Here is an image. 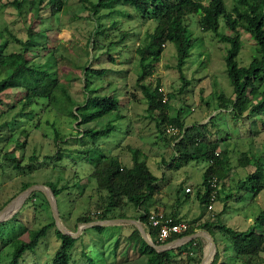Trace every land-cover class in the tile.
Segmentation results:
<instances>
[{
	"label": "rangeland",
	"instance_id": "374dc122",
	"mask_svg": "<svg viewBox=\"0 0 264 264\" xmlns=\"http://www.w3.org/2000/svg\"><path fill=\"white\" fill-rule=\"evenodd\" d=\"M202 1L206 3L207 0ZM223 1L228 11L235 0ZM196 19L195 14L188 19L194 42L183 64L187 85L179 91L183 80L174 67L175 45L169 41L164 44L159 60L154 62L152 72L145 80L154 83L158 78L168 96L167 113L174 115L183 106L180 113L183 122L187 125L203 123L204 131L211 140H217V149L225 156V170L219 178L218 197L209 210L204 209L196 197L206 161L182 162L175 156L172 145L155 125L157 111H146L141 89L135 83L139 71L135 47L142 44L146 32L152 30L155 21L142 18L124 1L101 6L96 13H92L88 0H66L55 14L47 13L38 17L28 8L27 0L22 1L21 11L9 2H1L0 32L2 38L8 40L2 50L4 54L22 48L10 33L22 39L29 37L31 49L28 54L43 68L56 72L59 83L65 85L71 96L78 101L85 98L87 92L83 82L86 78L88 88L95 87L98 93L114 95L118 99V106L99 119L77 125L64 108L66 98L60 89H54L50 101L44 106L36 104L32 111L22 105L24 91L21 87L6 89L1 95L0 104V209L18 194L23 182L53 186L66 182L70 188L58 194V207L60 196L62 200L65 199L64 206L75 211L74 215L80 211L82 213L85 206L87 209L97 198V193L92 190L94 179L89 178L90 158L104 152L107 156L118 157L122 164L129 165L131 153L128 147L133 146L142 152L140 157L145 158L148 167L157 176L154 194L147 201L148 209L171 213L185 204L186 209L179 216L194 229L208 217L213 220L218 218L235 229H245L251 225L263 229L264 183L260 191L253 194L251 188L244 190L238 183L253 170L252 164H241L242 152H246L249 158L252 154L258 155L264 161V112L248 118L240 117L236 121L231 114L219 108L217 93L223 91L231 95L232 91L224 64L228 43L212 31H203ZM219 22V30L226 31L222 16ZM121 35H124L123 39ZM240 41L242 46L236 59L239 64L245 65L255 54L254 41L243 31L240 32ZM9 63L13 64L11 60ZM87 65L105 68V71L101 75L84 73L83 69ZM210 116L214 117L212 121L209 120ZM107 120L114 124L107 135L93 139L80 133L88 127L100 128ZM55 132L63 134V138H54ZM23 141L24 145L21 144ZM85 145L91 149L83 154L78 153V148ZM58 148L62 149L61 152L67 150L70 157L51 158ZM10 157L19 159L23 168H15ZM29 164L30 167L27 166ZM73 181H77L76 186L71 184ZM186 186L191 187L187 196ZM82 187L83 192L77 194ZM32 191L23 199L15 215L0 222V264H7L14 247L11 242L3 245L4 240H27L30 230L53 218L45 193L38 188ZM88 193H92V198L87 196ZM227 194L229 197L225 198ZM121 209L131 212L134 206L127 203ZM121 209L116 208L112 213ZM216 234L214 238L219 250L217 264L221 260L225 264H239L241 259L234 258L228 241L220 233ZM56 237L55 229L48 228L32 249L22 252L18 264H50L59 246ZM225 243L227 246L224 248ZM98 244L95 242L89 247L93 264H102L98 257L104 255L113 258L115 255L110 244L103 246V254ZM261 254L264 259V248ZM181 255V258L174 259V264H187L185 255ZM191 256L197 257L194 253ZM83 262L82 258L77 260L79 264Z\"/></svg>",
	"mask_w": 264,
	"mask_h": 264
},
{
	"label": "trees",
	"instance_id": "16d2710c",
	"mask_svg": "<svg viewBox=\"0 0 264 264\" xmlns=\"http://www.w3.org/2000/svg\"><path fill=\"white\" fill-rule=\"evenodd\" d=\"M23 0H5L0 3L13 4L18 11L22 9ZM66 0H27L28 8L31 9L35 17L43 14H55L58 12ZM124 1L131 5L142 18L155 21L151 31L146 32L141 45L135 47V54L139 64V71L135 77V83L140 87L143 98L146 103V111L155 114V125L160 132L164 134L166 140L172 145L175 156L182 162L189 160L206 161L205 168L202 171V180L197 187L196 197L201 206L207 209L208 194L213 187L210 184L212 177L218 180L219 187L215 191V199L218 197L220 189V180L223 176L226 160L220 150L217 149V140H211L206 130L204 131L203 123L185 124L180 118L183 106H180L174 115L167 113L168 96L166 100H162L163 92L159 90L161 86L159 79L156 78L154 83L151 80H145L151 74L154 62L159 60V55L164 44L169 41L175 45L176 68L183 83L179 86L181 91L188 83L183 73V64L190 54L194 38L189 30L188 19L194 14L197 15L196 23L203 31H212L222 41L228 43L224 54V64L227 75L232 84L231 95L219 91L216 95L218 106L224 109L232 117L238 121L240 117H251L264 112V0H235L230 10H226L223 0H118ZM117 0H88V6L92 13H96L99 7L111 5ZM44 11V13H42ZM223 17V25L226 31L219 30V18ZM248 33L250 39L254 41L255 54L250 61L241 65L236 57L241 49L240 32ZM11 36L21 44L22 48L18 51H12L8 54L3 53V48L8 42L7 38H2L0 32V69L3 74L0 75V104L2 103V93L13 87H21L24 91L22 97V105L31 109L36 104L45 105L50 101L54 89H60L64 96V108L75 120L77 125H81L103 117L117 109L118 99L112 94L98 93L96 88H88V79H84L83 88L87 94L82 101H78L69 93L65 85L59 83L56 72H50L47 68H43L33 57L28 54L31 49V39L28 37L22 39L13 33ZM30 35V33H29ZM124 35H121V39ZM52 58V56H49ZM13 64H10L9 61ZM84 73L89 72L97 75L104 73L105 68H93L87 65L83 69ZM146 81V82H145ZM43 108V107H41ZM40 108V109H41ZM210 116L209 120H213ZM166 124H172L177 127L178 131L174 134L165 132ZM114 128V124L107 120L100 128L88 127L81 130L80 133L91 136L93 139L98 136L107 135ZM26 133V132H25ZM54 138H63V134L54 133ZM61 142V141H60ZM24 145V141L21 143ZM85 145L79 147L77 152L84 153L91 148ZM131 153V163L124 165L118 157L107 156L104 152H100L95 157L90 158L91 168L89 177L94 179L95 185L93 192L97 193L94 203L90 204L82 214L77 216V221L88 222L96 219L109 218L114 215H122L121 212L112 213L116 208H122L125 204L131 203L140 212V219L145 223L152 241L159 243L155 238V228L148 225L147 201L152 198L155 191V183L157 176L150 170L145 158H141L142 152L133 146H129ZM58 148L51 158L61 159L63 156L70 157L71 154L66 153L67 150ZM243 158L242 165H253V170L249 171L245 178L238 183L240 188L257 193L263 187L264 183V161L260 156L252 154L249 158L246 152L240 154ZM15 168H23L20 160L16 157H10ZM30 167V164L27 165ZM73 181L71 184L75 185ZM32 183L23 182L20 191ZM48 185L56 199L63 190L69 189V185L65 182L59 186ZM83 191L80 189L77 194ZM33 191L30 192V194ZM29 194V195H30ZM189 192H185L187 196ZM28 195V196H29ZM92 193L89 198H92ZM229 197L227 194L225 198ZM178 204V202H177ZM157 210V209H155ZM16 212L13 214L15 215ZM169 215L173 221L181 220L180 216L175 213H165ZM0 222H3L0 221ZM261 223V221H260ZM53 227L55 234L59 239V246L56 248L50 264H68L69 251L73 246L75 237L62 233L55 226L53 218L45 222L40 227L32 229L29 232V238L22 240L19 238H8L3 241L12 243L14 246L11 256L7 264H18L22 252L26 249H32L39 239L43 236L48 228ZM96 228L102 229V226L96 225ZM197 228L207 230L214 239L216 250L212 260L208 264H217L219 258V250L217 242L214 238L216 233H220L228 241V245L233 250L234 258L240 257L239 264H255L256 262L264 263L262 250L264 248V228L257 229L258 226L251 225L245 229H235L219 219L213 220L208 217L206 220L199 222ZM195 232L191 226L179 234L170 236L165 242L173 238ZM223 240V239H222ZM222 242V241H220ZM223 244V243H222ZM226 243L224 248L226 247ZM222 248V251L223 249ZM206 251V246H205ZM140 252L146 254V264H174V259L181 258V254L185 255L187 264H197L202 255V243L199 237H193L186 242L175 247L155 250L152 246L140 238ZM196 254L193 258L191 255ZM211 252L209 250V258ZM254 262V263H252ZM219 264H225L221 260Z\"/></svg>",
	"mask_w": 264,
	"mask_h": 264
},
{
	"label": "crops",
	"instance_id": "0c3cea01",
	"mask_svg": "<svg viewBox=\"0 0 264 264\" xmlns=\"http://www.w3.org/2000/svg\"><path fill=\"white\" fill-rule=\"evenodd\" d=\"M87 196L89 197L90 193H88ZM59 201L60 207L57 206V209L61 222L68 231L74 233L73 237L76 238L73 246L69 251L70 257L68 264H79L80 262L77 263V260H79L80 258L84 260L82 264H93V259L90 256L89 247L92 243L94 244L95 242L100 243L98 244V246H100L99 251L102 252V254L104 253L103 246L105 244H110V249L114 250L115 255L113 256V258H107L104 255L97 258L102 262V264H146V254L140 252V238L144 240L141 230L143 229V232L147 233L149 236L150 234L145 223L141 221L139 217L141 211H139L137 208L134 207V210L131 212H124L123 209L118 210L115 214L121 212L122 215H114L109 218L96 219L104 220V224H85L81 226V228L77 229L78 227H80V223L83 222L77 221V216L82 214L81 211L78 212V214L74 215L75 211L64 206L65 199L62 200L59 196ZM61 202H63V204ZM20 207H18L17 210L20 209ZM85 209L86 206L84 208V211ZM185 209V204H181L178 209L171 212L179 216L183 215L182 210ZM17 210L15 212H17ZM15 212H13V214ZM192 215H194V212L192 213ZM96 225L102 226V229L96 228ZM195 231L197 232L196 237H199V241L203 244V254V250H205V245L207 244V234L205 232H209L202 228H196ZM209 235L211 236L210 233ZM56 239L58 238L56 237ZM88 261H90V263H87Z\"/></svg>",
	"mask_w": 264,
	"mask_h": 264
},
{
	"label": "water",
	"instance_id": "95a60500",
	"mask_svg": "<svg viewBox=\"0 0 264 264\" xmlns=\"http://www.w3.org/2000/svg\"><path fill=\"white\" fill-rule=\"evenodd\" d=\"M40 189L42 190L49 202L50 205V209L53 215V220L55 223V226L58 230H60L62 233H66L69 234L71 236H74L73 232L68 231L64 225L61 222V219L59 217V213H58V209H57V204H56V199L55 196L51 190V188L48 185L45 184H30L29 186H27L26 188L22 189L21 191L18 192V194H16L14 197H12L1 209H0V220L6 219L8 218L11 214H13V212H15L17 210V208L20 206V204L22 203L23 199L28 195V193H30L33 189ZM15 200H18L17 204L12 208L11 206H13ZM12 209H11V208ZM109 220V219H106ZM104 220H91L88 222H81L80 223V227H78L77 229L81 228V226L85 225V224H104ZM141 233L144 237V240L153 248H155V250L159 251V250H163V249H167V248H171V247H175L179 244H182L184 242H186L187 240H189L190 238L196 237L197 236V232H192L186 235H183L181 237H177L174 238L170 241H167L165 243H155L151 240L150 236L143 232V229L141 230ZM207 234L206 236V240H207V244L209 246V250L210 252H212L211 256L209 259L205 258V250H203V254L202 257L200 259V261L197 264H208L215 253L216 250V245L215 242L213 240V238L209 235V233L205 232Z\"/></svg>",
	"mask_w": 264,
	"mask_h": 264
},
{
	"label": "built area",
	"instance_id": "2783aa9c",
	"mask_svg": "<svg viewBox=\"0 0 264 264\" xmlns=\"http://www.w3.org/2000/svg\"><path fill=\"white\" fill-rule=\"evenodd\" d=\"M159 90L163 92L162 100H166V94L163 88L160 86ZM178 131L177 127L172 124H166L165 132L167 134H174ZM210 184L213 187L212 191L208 194L207 210L212 208L213 201L215 200V191L219 187L218 180L212 177ZM190 186H186L184 189L186 192L190 191ZM148 225L154 227L155 238L159 243H164L170 236L184 232L189 224L183 220L173 221L169 215H165L164 212L159 210L150 209L147 213Z\"/></svg>",
	"mask_w": 264,
	"mask_h": 264
},
{
	"label": "bare ground",
	"instance_id": "6f19581e",
	"mask_svg": "<svg viewBox=\"0 0 264 264\" xmlns=\"http://www.w3.org/2000/svg\"><path fill=\"white\" fill-rule=\"evenodd\" d=\"M17 202H18V200H15L13 206H11V207L13 208V207L17 204ZM11 207H10V208H11ZM12 208H11V209H12ZM211 254H212V252H211ZM205 258H206V259H209V246L206 247Z\"/></svg>",
	"mask_w": 264,
	"mask_h": 264
}]
</instances>
